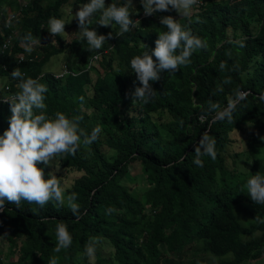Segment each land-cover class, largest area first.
Returning <instances> with one entry per match:
<instances>
[{
  "label": "trees",
  "instance_id": "16d2710c",
  "mask_svg": "<svg viewBox=\"0 0 264 264\" xmlns=\"http://www.w3.org/2000/svg\"><path fill=\"white\" fill-rule=\"evenodd\" d=\"M24 1L0 0V74L7 78L8 93L18 91V80L9 75L18 68L47 87V115H78L86 133L93 127L100 131L92 143L80 142L73 153L56 155L60 167L76 174L66 194L76 193L79 219L66 203L40 207L22 200L17 208L5 202L0 209V264H48L50 257L57 264H245L264 255V204L252 203L247 179L234 180L224 156L230 135L248 126L250 176L264 174V162L257 157L258 136H264V102L258 99L264 91V0H205L189 16L179 17L177 22L205 47L175 72H162L151 81L153 95L147 103L131 96L135 74L128 61L154 47L165 30L159 18H141L135 29L90 52L80 35L65 42L61 33L52 36L46 30L49 17L62 19L60 8L68 0ZM141 8L138 3L136 11ZM11 13L15 17L7 29ZM161 15L177 18L174 10ZM73 24L77 26L75 17ZM95 27L98 34L118 30L116 25ZM10 30L16 37L2 49ZM28 33L37 40L30 52L25 51ZM21 53L25 56L19 60ZM59 53H65L67 72L56 76L44 71V64ZM240 92L247 95L237 100ZM230 102L235 104L232 119H217L216 112ZM164 113L166 121L161 120ZM9 115L8 103L0 101V132ZM205 132L215 141L216 159L202 155L197 167L193 145ZM82 144L91 150V162ZM136 167L144 172L138 197L121 182ZM242 204L263 217L252 215L241 223ZM57 223L67 226L72 241L54 252ZM91 238L107 240L111 253H103L96 242L94 256H86L84 247ZM199 252L213 259L198 258Z\"/></svg>",
  "mask_w": 264,
  "mask_h": 264
},
{
  "label": "clouds",
  "instance_id": "9594fccd",
  "mask_svg": "<svg viewBox=\"0 0 264 264\" xmlns=\"http://www.w3.org/2000/svg\"><path fill=\"white\" fill-rule=\"evenodd\" d=\"M194 3L195 0H139L145 16L175 10L178 17H187ZM78 4L72 18L75 17L80 38L86 42V49L90 52L100 49L107 39L121 36L140 24L138 19L130 16V13L135 14L132 11L135 8L133 0H111L107 5L105 0H83ZM177 19L171 15H161L159 23L165 30L158 33L154 47H146L128 61V69L135 74L131 91L133 99L149 102L153 95L151 81L158 80L162 72H175L178 66L190 62L189 57L195 50L205 47L202 39L182 27ZM65 23L61 18L49 17L46 30L50 35L56 36L65 32ZM95 25L110 28L116 25L118 30L115 33L110 31L98 34ZM24 41L27 52L31 51L32 45L37 44L31 33L24 37ZM223 66L220 65L221 68ZM9 75L13 80H18V91L10 97L0 99L7 101L10 112L7 127L0 132V209L5 202L19 208L22 200L34 202L40 207L54 201L58 206L66 203L73 216L79 219V205L74 202L76 193L65 195L55 172L49 171L45 178L43 166L51 165L50 161L57 154L73 153L80 142L92 143L97 139L100 129L93 127L86 133L79 126L81 117L78 115L69 117L60 111L47 115L44 111L47 87L38 79L25 76L18 68H13ZM246 95L247 92H240L236 99H243ZM258 99L264 102V91L258 94ZM234 107L233 102L228 103L216 112V118L231 120ZM260 139L264 140V136ZM193 151V163L197 167L202 166V155L216 159L215 141L207 132L201 134L193 145ZM37 164L41 166L38 167ZM246 189L247 197L253 204H264V174L257 172L249 176ZM55 238L54 252L66 249L71 244L72 237L64 223L55 225ZM95 244V238L85 244L86 256H94ZM48 264H57L56 259L50 257Z\"/></svg>",
  "mask_w": 264,
  "mask_h": 264
},
{
  "label": "rangeland",
  "instance_id": "374dc122",
  "mask_svg": "<svg viewBox=\"0 0 264 264\" xmlns=\"http://www.w3.org/2000/svg\"><path fill=\"white\" fill-rule=\"evenodd\" d=\"M139 3V0H133V6L135 7L132 9L133 12L136 11V5ZM79 4H76L74 0H68V2L63 5L60 10H61V16L62 19L65 20V25H64V31L61 33L62 39L65 42L70 41L73 37L79 35L78 27L73 24V19L72 18V13L74 14L75 11L78 9ZM192 10V9H191ZM190 10V12H191ZM176 14V17H178V14ZM135 15V14H131ZM182 17V16H180ZM227 32L229 36H231V29L228 28ZM51 40V39H50ZM64 55L65 53H59L56 55H52L49 60L44 64L43 69L44 71L53 73L55 75H58L61 72V68L63 66V60H64ZM95 62V61H94ZM93 77V74H92ZM7 83V78L4 75L0 74V92L2 86ZM169 119V116L167 114H162V121H166ZM250 127L244 126L242 129L234 131L230 135V143L226 147V150L224 152L225 156V164L226 166L234 171V180H243L247 179L250 176V166L252 164V159L249 156L247 152V139L249 138V134L251 132ZM263 135L258 136V140L261 144L259 150L257 151V157L264 162V140H261L260 137ZM103 137V135H101ZM82 148V153L85 157V159L88 162H91L93 160L91 150L84 144L81 145ZM102 149L105 151L107 155L111 153L110 150H108L105 145H102ZM51 165L43 166L44 167V175L45 178H47V173L51 170H53L55 173L56 178L58 182L62 185L65 195L66 194V188L70 185L72 182V179L76 176L73 172H68L66 169L60 167L57 156H54V158L50 161ZM38 167H40V164H37ZM143 172V169L141 170L136 167L131 171V175L129 177H124L121 179V182L124 183L130 191L133 193L134 196H139L142 189L144 188V184L142 182V177L140 176V173ZM144 173V172H143ZM246 184V182H245ZM237 211V209H236ZM238 218L239 221L243 224H246L247 221L245 220H250L252 218V215H256L257 217H263V215L260 214L259 211L254 210L252 207H250L247 204H242V207L239 208L238 211ZM96 239V238H95ZM98 249L101 250L103 253H111V247L108 243L107 240L105 239H97L96 240ZM5 245H2V249L4 250L3 253L6 252L5 250ZM191 253H189L186 257H190ZM230 256V254H227L224 256V258ZM198 258H204V259H213L212 255L209 253H201L199 252L197 254ZM10 258L14 261L16 259V256L12 255ZM10 258L4 259L5 262L10 261ZM91 261L93 259L91 258ZM94 264V263H93ZM245 264H264V255L254 259V260H249Z\"/></svg>",
  "mask_w": 264,
  "mask_h": 264
},
{
  "label": "built area",
  "instance_id": "2783aa9c",
  "mask_svg": "<svg viewBox=\"0 0 264 264\" xmlns=\"http://www.w3.org/2000/svg\"><path fill=\"white\" fill-rule=\"evenodd\" d=\"M19 2H20V5H24L25 4L24 0H19ZM204 2H205V0H195V3L192 6V8H191L192 10L191 11L198 9ZM159 13H156V14H153V15H149V16H145L144 13H143V9L141 8L139 11H137L135 13V15H133V19H138L139 20V19L145 18V17H148V18H150V17L159 18L160 17ZM14 17H15V13H11V14H9L6 17V27H7V29H10L11 21H12V19H14ZM15 37H16V32L13 31V30H10L8 36L4 39V41L2 43V49H4L7 46H9L11 44L12 40ZM24 56H25V53H21L17 57H18L19 60H22V59H24ZM96 60H97V57H96V55H94L92 57L91 61H96ZM66 72H67V69L64 66H62L61 72L58 75H56V76H60L63 73H66ZM12 95H14V94L8 93V85L7 84L4 85L3 91L0 93V99H4V98L10 97ZM2 102H7V101H2ZM199 118L202 120L204 117H203V115H200Z\"/></svg>",
  "mask_w": 264,
  "mask_h": 264
}]
</instances>
